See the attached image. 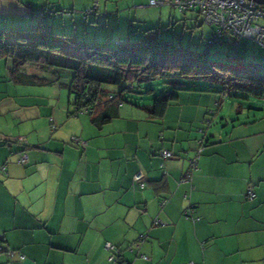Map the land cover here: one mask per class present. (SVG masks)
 I'll return each instance as SVG.
<instances>
[{"label": "crops", "instance_id": "1", "mask_svg": "<svg viewBox=\"0 0 264 264\" xmlns=\"http://www.w3.org/2000/svg\"><path fill=\"white\" fill-rule=\"evenodd\" d=\"M66 1L60 4L72 2ZM48 2L0 0V25L27 27V8ZM148 3L98 0L94 18L80 26L71 17L73 5L61 7L69 11L58 8L54 27L93 41L110 28H116L112 39L135 37L132 23L137 19L143 29L137 12ZM161 6V19L171 23L175 7ZM125 10L135 18L122 17ZM10 84L15 100L0 94V165L7 166V173L0 171V238L22 258L3 252L0 264H113L107 241L121 249L122 264H264V113L252 112L244 99L187 89L160 116L124 102L98 126L88 114L69 115L67 89L58 84ZM246 100H263L264 110V99ZM73 135L84 139L85 149L70 142ZM202 136L197 169L183 179ZM161 149L175 154L164 169ZM20 151L28 153L24 165L17 162ZM137 171L145 175L144 187L133 180ZM156 217L162 223L152 225ZM141 233L140 246L130 250Z\"/></svg>", "mask_w": 264, "mask_h": 264}, {"label": "trees", "instance_id": "2", "mask_svg": "<svg viewBox=\"0 0 264 264\" xmlns=\"http://www.w3.org/2000/svg\"><path fill=\"white\" fill-rule=\"evenodd\" d=\"M167 3L180 12L194 10L197 18L200 15L197 8H180L175 5L174 0H163L160 5H152L149 0L148 5L161 6ZM26 11L28 13L24 16L30 21L27 27L0 25V61H4L6 79L23 85L58 84L66 88L69 115L77 117L88 114L98 126L117 116L119 106L124 102L138 106L153 116H160L171 102L178 99L180 91L187 89L214 91L220 94V99H264V58H240L236 49L243 38L258 44L253 38L234 37L227 33L230 39L224 41L223 35L226 33L221 32L218 35L217 27L203 20L213 26L212 33L206 38L204 47L195 50L189 45L183 46L180 42H175L173 38H162L160 29L155 27L132 29L133 33H138L137 38L135 36L133 40L130 37L112 39L111 35H105L93 41L57 30L54 27V19L59 10L50 4L29 7ZM94 11L95 8L89 9L85 16ZM218 44H226L236 50L230 52L228 48H224L226 52H223V45ZM215 45L218 47L213 48ZM216 55L223 56L224 61H218ZM229 60L238 61L230 64ZM31 68H34L33 72ZM60 70L68 71L63 74ZM156 78H164L170 89L152 99H135L124 95L125 92L135 93L134 90L140 88L142 83ZM185 79L193 81L188 84L184 82ZM206 122L209 124L210 120ZM51 126L55 128L54 123ZM18 139L22 140V137ZM79 139L84 141L83 138L73 135L70 142L85 149L86 142L81 144ZM9 141L11 139L7 140ZM197 141L196 154L189 159L183 179L189 178L197 169V164L195 163L196 168H193L191 163L193 159L196 162L201 154L205 136ZM163 152H170L171 156L164 157ZM24 153L28 155L26 151L18 153L17 162L21 165L28 162L20 161ZM158 156L160 167L164 169L165 162L175 154L172 150L161 149ZM6 167V163L1 164L0 171L7 173ZM138 173H141L142 177L137 180L135 176ZM133 180L140 187L145 186L143 172L137 171ZM245 194L246 198H249L247 193ZM165 202L166 199H161L160 205ZM192 211V206H189L184 210V215L191 217ZM161 223V219L157 217L152 221V225ZM144 236L143 233L139 234L128 246L130 250L138 248ZM104 246L109 251L110 261L113 264H122L121 249L110 241L105 242ZM3 252L10 258L18 254L16 250L6 248L0 238V254ZM17 256L22 258L20 254ZM142 257L148 258L145 255Z\"/></svg>", "mask_w": 264, "mask_h": 264}, {"label": "rangeland", "instance_id": "3", "mask_svg": "<svg viewBox=\"0 0 264 264\" xmlns=\"http://www.w3.org/2000/svg\"><path fill=\"white\" fill-rule=\"evenodd\" d=\"M50 2H48V4H50L51 6L55 7V8H60V11H64V12H67V11H71V17L74 21H77V26H80V23L79 21L80 20H85V21H90L94 18V14L91 13V14H88L87 16H85V13L88 12V10L90 8H97V3H98V0H91V2L86 5L84 0H72V2H68V6H65L63 3L60 4V0H49ZM66 1V0H65ZM67 2V1H66ZM77 2V3H76ZM103 2V1H102ZM124 4V3H123ZM122 3H120V8H122L123 6ZM73 7H70L69 10H63L62 8L63 7H66V8H69V6H72ZM62 7V8H61ZM162 7V6H160ZM158 6H145L143 7V9H141L140 11L137 12L138 14V18H141L143 20V30L145 28H159L160 29V33H161V36L162 38H165V39H169V38H173V40L175 42H180L181 45L183 46H186V45H189L191 49L195 50V49H200V48H203L204 47V42L206 40V38L208 36H210V34L212 33V27L211 25H208L207 23H204L203 22V18L202 16H196L195 12L193 10L191 11H188L187 14H183L181 13L177 8H175V11H176V15L177 16L174 20H172L171 23H169L167 20H166V16H163V18L161 19V16L159 14V10H158ZM103 8L98 10V14L101 15V13H103ZM26 12V11H25ZM97 12V11H94V13ZM128 13H131V17L132 18H135L134 17V13L133 11L131 12H126L125 11H121L120 12V15H128ZM60 14V13H58ZM165 14V13H164ZM143 16V17H141ZM74 17V18H73ZM87 17V19H86ZM116 14H112L110 17H109V20L110 21H113L116 19ZM185 18H189L188 21L184 23V19ZM104 19H105V16H104ZM29 24H30V21L28 20ZM85 23V22H84ZM134 24V28L139 25L137 23V19H136V22L132 23ZM88 27L91 28V30H93V26H94V23H88L87 24ZM97 27V26H96ZM133 26L131 27L130 29V35H136V38L138 36V33H133L132 32V29L134 30ZM120 29V28H118ZM97 31L101 33H104V29H100V27L97 28ZM108 31V34H114L116 35V33H114L116 31V28L115 29H109L107 30ZM127 34V33H126ZM128 35V34H127ZM224 37V41H227L228 39H230V35H223ZM133 38L135 37H131V39L133 40ZM218 45H223V47H221L222 51L223 52H226V50L224 48H228L230 50V52H235L236 49H238L239 51V57H243V54H247V56L249 55L250 58H253L251 57V54L252 52L255 53V54H258L259 57H256L258 59H262L264 58V48L262 46H259L258 44H255L253 43L251 40L249 39H246V38H243L242 41H240V44L239 46L234 49V47L230 46H226V44H218ZM218 47L217 45L213 46V48H216ZM231 48V49H230ZM225 50V51H224ZM220 56V57H219ZM217 57V60L218 61H224V57L221 56V55H216ZM249 57H243L245 59H250ZM57 58L59 59L60 56H57ZM238 60H229L228 63L230 64H235L237 63ZM30 70V69H29ZM34 68H31V71H33ZM62 71L63 74L64 71H68V70H60ZM6 67L4 65V61H0V80H3V81H0V94L4 95V96H7V95H13V91L10 89V86H11V82L9 81H5L6 80ZM62 78H65L64 76H62ZM193 80L191 79H185V83H192ZM199 83L203 82V81H198ZM10 84V86H9ZM167 89H170V86L166 83L165 79L164 78H156V79H153V80H148L144 83H142L141 87L140 88H137L135 89V93H132L130 94L129 92H125L124 95L126 96H129L131 98H135V99H138V98H153L159 94H162V93H165ZM153 90V91H152ZM3 91V92H1ZM9 99H12V101L15 100V95H13L11 98ZM244 102L246 103V105L248 107H250L252 109V112H262L264 113V110H263V107L260 106L263 104V100H257L256 101V104H253V100H244ZM3 104L0 103V106H2ZM2 108H0V112H1ZM0 120H2L1 116H0ZM1 127V125H0Z\"/></svg>", "mask_w": 264, "mask_h": 264}, {"label": "built area", "instance_id": "4", "mask_svg": "<svg viewBox=\"0 0 264 264\" xmlns=\"http://www.w3.org/2000/svg\"><path fill=\"white\" fill-rule=\"evenodd\" d=\"M163 0H150V4H161ZM180 8H197L203 20L217 27L218 35L221 32L229 33L234 37L253 38L264 47V5L254 0H174ZM43 11V9H40ZM26 11L24 14L26 15ZM79 141H81L79 139ZM85 141H81L84 144ZM164 157L171 156L170 152H163ZM27 154H22L20 161L26 162ZM195 159L192 160L196 168ZM142 177L138 173L135 178ZM189 177V175L187 176ZM249 198L255 196L252 188H247ZM107 247L109 244L107 243Z\"/></svg>", "mask_w": 264, "mask_h": 264}, {"label": "water", "instance_id": "5", "mask_svg": "<svg viewBox=\"0 0 264 264\" xmlns=\"http://www.w3.org/2000/svg\"><path fill=\"white\" fill-rule=\"evenodd\" d=\"M254 1L259 3V4H263L264 5V0H254Z\"/></svg>", "mask_w": 264, "mask_h": 264}]
</instances>
